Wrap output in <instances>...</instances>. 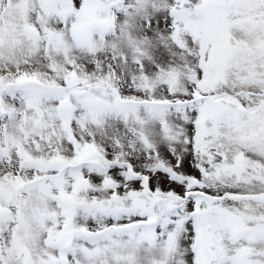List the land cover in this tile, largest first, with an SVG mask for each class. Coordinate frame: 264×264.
Listing matches in <instances>:
<instances>
[{
    "label": "snow or ice",
    "instance_id": "1",
    "mask_svg": "<svg viewBox=\"0 0 264 264\" xmlns=\"http://www.w3.org/2000/svg\"><path fill=\"white\" fill-rule=\"evenodd\" d=\"M0 264H264V0H0Z\"/></svg>",
    "mask_w": 264,
    "mask_h": 264
}]
</instances>
